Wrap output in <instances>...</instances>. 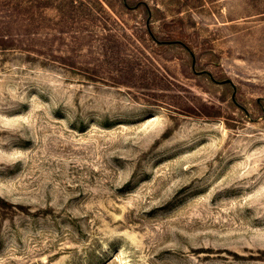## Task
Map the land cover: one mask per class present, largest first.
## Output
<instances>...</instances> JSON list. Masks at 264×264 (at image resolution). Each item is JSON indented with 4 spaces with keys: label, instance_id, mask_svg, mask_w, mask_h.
<instances>
[{
    "label": "rangeland",
    "instance_id": "obj_1",
    "mask_svg": "<svg viewBox=\"0 0 264 264\" xmlns=\"http://www.w3.org/2000/svg\"><path fill=\"white\" fill-rule=\"evenodd\" d=\"M0 264H264V0H0Z\"/></svg>",
    "mask_w": 264,
    "mask_h": 264
},
{
    "label": "trees",
    "instance_id": "obj_2",
    "mask_svg": "<svg viewBox=\"0 0 264 264\" xmlns=\"http://www.w3.org/2000/svg\"><path fill=\"white\" fill-rule=\"evenodd\" d=\"M194 115H196V116H201V114H198V112H195ZM201 117H202V116H201Z\"/></svg>",
    "mask_w": 264,
    "mask_h": 264
}]
</instances>
